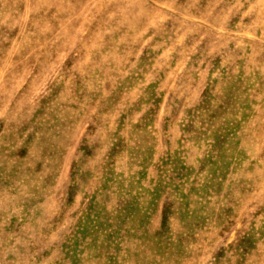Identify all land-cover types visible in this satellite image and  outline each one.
<instances>
[{"label": "rangeland", "instance_id": "374dc122", "mask_svg": "<svg viewBox=\"0 0 264 264\" xmlns=\"http://www.w3.org/2000/svg\"><path fill=\"white\" fill-rule=\"evenodd\" d=\"M0 264H264V0H0Z\"/></svg>", "mask_w": 264, "mask_h": 264}]
</instances>
